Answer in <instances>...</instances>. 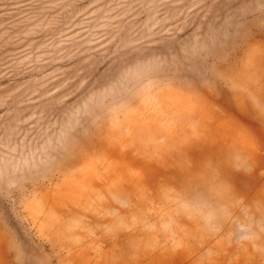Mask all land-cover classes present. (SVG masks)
<instances>
[{"label":"rangeland","instance_id":"obj_1","mask_svg":"<svg viewBox=\"0 0 264 264\" xmlns=\"http://www.w3.org/2000/svg\"><path fill=\"white\" fill-rule=\"evenodd\" d=\"M0 264H264V0H0Z\"/></svg>","mask_w":264,"mask_h":264}]
</instances>
